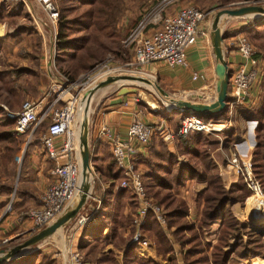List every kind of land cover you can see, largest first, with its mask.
Returning <instances> with one entry per match:
<instances>
[{
	"label": "trees",
	"instance_id": "trees-1",
	"mask_svg": "<svg viewBox=\"0 0 264 264\" xmlns=\"http://www.w3.org/2000/svg\"><path fill=\"white\" fill-rule=\"evenodd\" d=\"M235 2L238 1L218 0L221 7ZM55 5L59 13L55 63L64 76L72 80L80 72L90 70L101 51L126 59V53L120 51L125 34L117 27V14L122 10V0H57ZM0 6V18L5 12L7 16H15L25 11L21 3H3ZM26 18H29L27 13ZM129 30L126 34L131 31ZM244 32L262 52L264 60V21L250 24L244 28ZM259 89L262 98L259 108L254 112L257 122L254 130L256 145L252 151L251 165L252 172L264 192V66ZM226 113L223 112L221 118H224ZM1 116L3 118H0V145L5 147L6 158L10 160L18 146V134L11 129L15 128V123L5 120L0 109ZM162 116L166 123L177 130L178 119L185 115L164 111ZM200 119L209 121L219 118L203 116ZM234 135V131L223 134L225 145L235 141ZM178 139L176 152L171 153L161 143L162 140L154 136L148 155L138 157V162L146 167L142 174L146 193L156 199L166 213L164 227L159 224L153 213L147 212L145 223L140 228L141 234L154 244L156 257L162 259L165 264H179L173 247V244H177L182 264H228L234 254L243 258L258 256L264 259V226L251 229L232 212L234 202L243 205L249 197L250 193L243 179L238 178L234 185L225 188L216 159L207 150L210 143L205 134L192 132ZM155 147L159 150H155ZM177 156H184L187 162L179 165ZM92 163L102 177L101 168L95 164L94 157ZM105 176L104 183L108 186L103 192L102 202L97 209L90 211L94 220L81 230L75 250L83 255L84 261L91 264H160L140 259L137 255L138 246L132 241L133 237L122 236V230L132 222L131 216L124 213L125 208L127 205L136 206V201L129 189L119 188L124 176L114 161L107 165ZM190 180L207 185L205 191L198 196L204 201L203 218L208 222L218 220L221 225L217 241L213 245L210 236L207 241L204 237L203 229L208 230L209 226L202 223L200 227H196L188 218V207L174 195L177 188ZM232 239L234 242L230 244ZM109 245L112 250H107ZM243 250H247V253H242ZM4 264L57 263L41 250H36Z\"/></svg>",
	"mask_w": 264,
	"mask_h": 264
},
{
	"label": "built area",
	"instance_id": "built-area-1",
	"mask_svg": "<svg viewBox=\"0 0 264 264\" xmlns=\"http://www.w3.org/2000/svg\"><path fill=\"white\" fill-rule=\"evenodd\" d=\"M35 1L46 15L48 26L56 32L59 13L54 0ZM177 1L179 0H162L157 5L155 13L151 15L152 17H143L126 36L123 45L133 51L136 65L163 63L169 68L186 67L187 52L196 44L199 34H201L200 24L204 15L194 7H185L173 15L162 16V13H165ZM0 2L9 4L19 3L20 0H0ZM149 30L151 31L149 32ZM55 41L56 34L54 33V46ZM232 44L242 62L230 73L227 119L203 121L199 117L185 115L181 117L177 130H171L165 121L155 124L133 121L123 138L115 135L106 126L100 129L97 140L103 139L108 143L113 161L124 176L119 188L129 189L138 202L139 221L136 219L137 226L142 224L147 212L153 213L159 224L164 225L165 214L147 196L142 175L133 167L134 158L137 156L136 145L142 148L148 147L154 136L159 137L164 143L170 144L174 139L183 138L192 132L202 134L221 132L225 127L230 126L235 109L244 107L250 100L252 91L259 87L264 65L258 51L243 35L237 36ZM51 58L53 59V56ZM52 59L50 63L53 62ZM48 67L47 75L51 78L53 76V80L50 82L47 93L37 101L25 100L19 112L9 114V118L15 123V132L19 136L28 135L30 138L40 126L48 125L46 132L41 136V144L48 159L53 162V167L49 172L52 181L40 194L38 207L22 212L20 215L21 218L27 219L31 223V228L27 232L30 237L61 216L80 192L82 169L75 126L78 102L81 97L78 92L76 94L73 92L78 86L82 85L84 88L94 84L95 81L107 78L102 73L93 72L86 76L85 82H74L59 73L55 67L51 68L50 65ZM199 77L197 74H193L192 80L196 81ZM48 98L50 101L47 100ZM56 138H63L59 148L55 146ZM235 145H233V152L231 151L225 161L226 167L236 178L243 179L246 189L250 193L247 201L254 199L258 203L257 216L264 220L262 186L252 172L251 158L240 156ZM89 200L91 202L94 200L93 193L90 194L87 202ZM258 200L260 201L258 202ZM92 209L91 206L87 211H80L69 227L71 233L83 230L93 220L90 212ZM135 240H138V255L141 257L150 256L153 244L143 239L139 233L136 234ZM11 247L10 240H0V250H8ZM59 256L60 264H85L82 254L72 247L68 248L65 256L63 253H59Z\"/></svg>",
	"mask_w": 264,
	"mask_h": 264
},
{
	"label": "rangeland",
	"instance_id": "rangeland-1",
	"mask_svg": "<svg viewBox=\"0 0 264 264\" xmlns=\"http://www.w3.org/2000/svg\"><path fill=\"white\" fill-rule=\"evenodd\" d=\"M161 1L162 0H122V10L120 11V13L117 14V17H118V23H117L118 26L117 27L120 29V31L123 30L124 34H125V36H123L124 38L122 39V42L120 44V51L122 53L123 52L126 53V59L123 56H121V58H120L118 55L116 56V54L108 53V52L104 53L103 51H101L100 56L98 57L97 61L94 63L93 67L88 71L80 72L72 80L77 81V82H85L86 76L92 74L93 72L102 73L107 78H108V75H110L109 77H112L111 76L112 73L113 74L114 73H122L121 76H125V77L126 76H128V77H130V76H136L137 77L138 76L139 77L140 76V77H146L149 79L151 78L152 81H156L158 83V85L164 90V92H166L168 99H172L175 104H179V103H183L186 105L191 104L190 106L194 105L198 108L199 107L205 108V109H199L200 111L212 108L215 104L217 94H216V97L213 96L214 93L211 91L210 88H208L206 86L204 88L205 92L200 90V91H197L196 94L191 95V96H189L188 94H184V93L181 94V93H177V92H174L172 90H169L165 86L160 84L159 73L152 71V68L157 69L156 68L157 64L156 65L155 64L144 65V66L136 65V63L134 61L133 51L130 48L125 47L123 45V41L125 40V38L128 34V33L126 34V32H128L129 29L131 30V28L134 25H136L137 22L139 20H141L143 17L153 15L155 13L157 5ZM236 1H238V2L232 3L230 5H226L224 7L219 6L218 0H179V1L175 2V4H181L183 6L181 8L194 7L196 10L200 11L204 15V19L201 22V28H202L201 30H202L203 34L202 33L199 34L200 39L199 38L198 39L200 40V42H203V39L205 37L207 38L206 39L207 43H205L206 45L204 44L205 47H207V49H206L207 53L206 54H208L206 56V58H207L206 60L209 63L214 64L215 77L217 79H218L217 75L221 74V73L219 74V69H218L220 67L219 66L220 64L217 63L214 59V53H213V49H212L211 42H210V32H211V26H212L211 24H212V21H213L215 15L222 9L236 8V7L244 6V5H252V4L262 5L264 8V0H259V1H257V0H236ZM1 4H3V3L0 2V5ZM0 8H1V6H0ZM166 12L162 13V16L166 15ZM6 13L7 12H5L4 15H1V18H0V34H1V36H0V109L3 111L5 120H7L9 122H14L12 119L9 118V114L10 113L15 114V113L19 112L21 109V105L25 100L37 101V97H39V95H36V96L32 95V93L34 92L33 86L37 82H34V80L31 78V76H32L31 74L27 75L28 73H31V70L29 68H25L24 70H22L21 67L22 66L33 67L36 63L40 62L41 60L43 61L42 58H44V55L43 54L41 55L39 51H40V49L42 51V48H44V50H45V48L48 49L49 47H54L53 37H54V33L57 36V27H56V32H54L49 26H48L49 32H46V33L43 32L44 36L46 37L45 47H44V44H43L44 40L38 34L36 35V33L34 32V27L32 25V22L29 20V18H26L27 10L23 11L22 14L20 12L18 15H15V16H7ZM27 15H28V13H27ZM263 18L264 17H259V18H255V19L228 18L225 21H221V23H220V25L222 27V34L224 36L225 35L227 36L228 30L231 27L235 28L236 26H238V28H239L238 30H242L244 28H247V26H249L252 23L261 22V20ZM46 31H47V28H46ZM150 31L151 30H149V32ZM48 38H49V40H48ZM246 38L248 39V37H246ZM50 39H51V45L49 44ZM263 41H264V39H263ZM249 42L252 46L255 47V49L257 51L259 50L258 47L252 41L249 40ZM121 55H123V54H121ZM82 57L83 56H81V58ZM51 59L52 58L49 56V54L46 55L45 61H47V65H46L45 73L48 71V66L51 64L50 63ZM123 59H125V60H123ZM44 65H45V63H44ZM41 68H42V66H41ZM19 69L21 70L22 73H25L23 76L22 75L20 76L21 80L16 79L17 74L18 75L20 74ZM43 70H44V68H43ZM220 71L221 72L223 71V69L221 67H220ZM103 75H101V76H103ZM28 79L30 80V82H23L24 80H28ZM106 79L102 80L101 82L105 81ZM101 82H97V83L95 82L96 84L94 83V84H92L90 86H86L84 88H82L83 86L81 85V86H78L77 88L74 89L73 93L76 94L78 92L79 96L81 97L80 101L78 102V111H77V117H76L77 124L75 126L77 128V130H76L77 131V133H76L77 149H78V144H79V134H80V129H81L80 127H81V122H82V117H81L82 112H83L82 103H83L85 97L87 96V94L89 93V90L91 92L94 89V88H92V86L95 85V87H96L98 85V83H101ZM38 83L42 84L41 88L43 87L46 89V91H45V94H46L48 91V87L50 85V82H38ZM216 87L218 88V82H216ZM125 88L133 89V91L131 92V95L129 96L132 99V100H130V102H132L135 106H137L139 108V110L142 111L144 116H146L150 113V111H149L150 106L152 109L156 108L157 110H161L163 112L165 111L164 106L162 105V103L158 99V96L153 91L147 89L144 85H135V84L124 86V87L120 86L119 88H116V89L110 91L109 93H107L106 95L102 96L100 99H98L94 102L93 111L97 108V106L101 103V101L122 95L121 90L125 89ZM39 90H38V92L40 93ZM196 110H198V109H196ZM93 111H92V113H93ZM92 113H91V115H92ZM91 115H90L89 121L91 119ZM0 118H3V117L1 116ZM220 118L221 117H219V119ZM253 118H254L253 114H251L248 110L244 109L243 107L237 108V109H235V114L232 115V120H231L232 122H231L230 126L228 125V127H225V129H223L221 132L218 131V132H214V133L205 134V136L208 138L209 143H210V145H208V147H207V150H209L212 157H214V159H216V162L219 164L220 168L218 167V169H219V174H220L221 178H222L221 172L223 173V175H225V172H226L225 170L227 168L225 161H226L228 155H230L231 151L233 152V145L236 144L235 149L237 148V152H239L238 151V145H240V141L238 142V140L236 142L233 141L234 143L232 142L229 145L228 144L225 145V138H224L223 134L226 132L234 131V133H235L234 139L236 138V136L242 137V133L244 132V130L242 131L241 127H240L242 120L244 122H248V121L250 122V121H254ZM250 123H252V122H250ZM47 126H48L47 124H43L42 126H40L36 131H34L32 133L30 138H28V135L27 136L17 135L16 146L17 145L18 146H17L16 151H14V153L12 154L13 158L11 157L10 160H7V158H6L7 154H6L5 147L0 145V193L11 194V197H13L14 190L17 187L19 177H20L21 163H23L25 156L28 154V153H26V147L30 144H36L37 142L41 143V136L46 132ZM251 127H253L255 129L254 125H252ZM11 129L15 130V129H13V127ZM252 135L255 136L254 130L252 131ZM178 140L179 139L176 138L173 140L172 143H170L173 145L172 151L168 148L169 145H167L163 141L161 143L165 146V148L169 152L174 153V152H176V144H177ZM212 146H213V148H212ZM20 147H21V150H20ZM23 147H24L25 151L22 152ZM147 148H148V150H147L146 154L148 155L149 151L152 149V146H148ZM155 148H156L155 150H159L158 147H155ZM43 150L46 154V151L44 148H43ZM91 151L92 150H90V152ZM248 153H250V151H248L247 154ZM240 156L245 158V155H240ZM181 157L184 158V162L182 161ZM179 159L181 160V163L179 162ZM10 162H12V163H10ZM177 162L179 165L184 164L187 162V159L184 156H177ZM137 163H140V162H138V157H136L134 159L133 167L135 170L137 169L138 172L142 175L143 172L146 170V167L144 164H141L142 166L139 167L137 165ZM22 168H23V166H22ZM90 175L92 177L90 178L91 180H90L88 186L93 191V190H95V188L97 189V187L100 186V183L97 181V178L99 179L100 176L97 174L93 165L91 167V174ZM226 175L229 176L230 174H226ZM234 177H232V178H234ZM237 179L234 178L233 179L234 181H232L231 184L228 186L226 184H224L225 188L228 189L231 185H234L236 183ZM99 180H101V178ZM191 181L192 180H190L188 182H191ZM222 181H223V179H222ZM192 182H194L196 184L204 185L205 188L202 191L196 193L192 187V184L189 186V188L187 189V192H189V198H188L189 206H192L194 203L197 206V204L199 202L200 204H202V208H203L204 201L198 196V194L201 192H204L207 185L205 183H200L198 181H192ZM187 183L184 186L177 188L174 191V195L177 198H179L180 200H182L185 203V205L188 207L187 201L177 195V191L180 188H184L187 185ZM147 196H148V194H147ZM148 197L150 199H152V202L155 205L159 206L163 210V213L166 215L165 210L163 209L162 206L158 205L156 199H154L150 196H148ZM247 199L245 200L243 205H240L242 209H244ZM248 201H247L246 207L248 205ZM87 204H89V202H87ZM92 204L93 203L90 202V206H92ZM127 206L131 207L132 212L134 214L133 216H131L132 227L130 228V233L131 232L132 233L129 234L128 238L133 237L132 241L137 244L138 240H135V236L137 233H139L143 239L150 242V240H148L146 237H144L140 231V228L145 223V219L140 226H137V222L139 221V216H137L138 202L136 201V206H131V205H127ZM246 207H245V209H246ZM245 209H244V213L246 214ZM188 210H189V207H188ZM192 216H194V215H192ZM136 219L138 221H136ZM211 222L212 221L208 222L202 216L200 221L196 225L195 224L194 225L196 227L197 226L200 227L201 224L203 223L205 226H210ZM243 223H245V222H243ZM70 225H71V223L67 224L65 227H63L62 229H59L56 233H54L53 235L48 237L44 242H42L39 246H37L38 247L37 250H41L49 259L55 260L57 264H60L59 253H63V255L65 256L68 248L71 247V243H70L71 240H69L68 236H67L68 234H73V233H70V231H71L69 228ZM213 225H214V223H213ZM213 225H212V229H213ZM215 225L217 226V223ZM161 226L164 227L165 224L161 225ZM212 229L210 230L209 227H208V230H206L205 228L203 229L204 237H205L206 241L209 240V236L211 235L212 232H214V231H212ZM204 230H206V231H204ZM29 237L30 236L27 234L25 236H21L20 240L17 241V244H20V243L26 241ZM211 243H212V241H211ZM152 247L155 249L154 244L152 245ZM173 247H174V244H173ZM35 248L33 247V248H30V249L23 251L22 254H20L17 258H20L22 256H25V255H28V254L34 252L32 250H35ZM82 257H83V255H82ZM138 257L140 259H146V260H150L152 262H155L151 258V254H150V256H147V257H141L140 255H138ZM17 258H15V259H17ZM83 259H84V257H83ZM84 263L85 264H91V263H88L86 261H84Z\"/></svg>",
	"mask_w": 264,
	"mask_h": 264
},
{
	"label": "crops",
	"instance_id": "crops-1",
	"mask_svg": "<svg viewBox=\"0 0 264 264\" xmlns=\"http://www.w3.org/2000/svg\"><path fill=\"white\" fill-rule=\"evenodd\" d=\"M19 3L23 4L24 9L27 10L29 20L32 22V25L34 27V32L36 33V35L38 34L44 40L43 44L45 47L46 37L44 36L43 32L45 33L49 32L48 31L49 27H48L47 18L45 14H43V12L40 9V6L37 4L35 0H20ZM181 7H183L181 4H174L171 8L167 10L166 15L175 14L179 9H181ZM46 28H47V31H46ZM201 29L202 28L200 24V31L203 34ZM238 29H239L238 26H236L235 28L231 27L228 30V35L227 36L225 35V39L223 41L224 58L228 65V71L230 73L233 70H235L242 62L235 50L234 45L232 44L233 41L237 38V36L243 35L246 37L244 29L242 30H238ZM199 39H200V36H199ZM199 39L196 42V44L193 45L187 52L186 67L169 68L163 63H157V67H156L157 69L152 68V71L159 73L160 84H162L169 90H172L174 92L181 93V94L183 93L188 94L189 96H191V95L196 94L197 91H200L207 86L214 93L213 96L216 97L218 89L216 87L217 78L215 77V67H214V64H211L206 60L207 59L206 56L208 55L206 54L207 47H205L206 45L205 43H207L206 42L207 38L205 37L203 39V42H200ZM49 44L51 45V39L49 41ZM39 52L41 55L42 54L44 55V58H42L43 61L39 60L40 62L36 63L33 67H28V66L21 67L22 70H24L25 68H29L31 70V73H28L27 75L31 74L32 75L31 78L34 80V82H37L33 86L34 92L32 93V95L34 96L39 95V97H37V100L42 98L46 91L45 88L43 87L41 88L42 84L41 83L39 84L38 82H52L53 80V76L51 78V76L47 75V72L45 73L46 65H47V61H45L46 55L49 54L50 57L53 56V62H51L50 67L51 68L52 66L55 67L56 70L59 73H61L56 67V63H55V46L49 47L48 49L45 48V50L44 48H42V51L40 49ZM258 52H259L258 55L262 59V62L264 65L263 54L260 50H258ZM24 74L25 73H22L20 70V74L19 75L17 74L16 79L21 80L20 76L21 75L23 76ZM121 74L122 73H114V74L112 73L111 76L114 77V76L121 75ZM193 74H197L198 76H200L198 80L196 81L192 80ZM67 79L70 81H73L70 78H67ZM102 80L103 79L99 81H95V82H101ZM150 80L152 79L150 78ZM23 82H30V80L29 79L24 80ZM121 84H126V83L122 82ZM123 86H127V85H123ZM38 90L40 91V93L38 92ZM131 92H128V93L126 92L125 94L101 101V103L97 106V108L93 111L91 115V119L89 121V143H90V150H92L91 159H93L94 157L96 161L95 164H97V166L101 168V173L103 174V176L101 177L99 173H97L101 178V180H99L100 178L99 179L97 178V181L100 183V186H98L97 189L95 188V190L92 191V193H94L93 194L94 200H92V202L89 200L88 201L89 204H87L85 208L82 209V211H87L89 208H91L90 202L93 203L92 204V207L94 206L93 209L94 208L97 209L102 202L103 192L108 186L104 183V179L106 177L105 173H106L107 165L113 161V158H112L108 143L103 139L97 140V136H98L100 129L103 126H106L110 128L115 135L123 138L127 132L128 127L130 126L131 123H133V121H140V122H145L148 124H155V123H158L159 121H165L162 116L164 112L161 110H157L156 108L152 109L151 106L149 109L150 113L144 116L142 111H140L139 108L135 106L132 102H130V100H132L129 97L131 95ZM261 98H262V93L258 87L257 89H254L252 91L250 100L243 107L244 109L248 110L251 114H253V117H254V112L260 106ZM49 99L50 98H48L47 100L49 101ZM98 99H100V95L97 94L96 100ZM191 107L196 108L198 110L205 109L203 107L198 108L194 105ZM221 116H222V113L213 115L215 119ZM226 117H227V113L224 118ZM180 119L181 118H179L178 120L180 121ZM209 121H212V120H209ZM254 121H250L252 122L250 123L249 121L244 122L242 120L240 127H241V130L242 131L244 130L245 133L244 132L242 133V137L236 136L235 138V142L237 140L238 142L240 141V145H238L239 154L245 155L246 157H250V158L252 155L253 148L256 145L255 136L252 135L253 145H252V148L250 149L246 147L245 139L246 137H248L247 133L250 130V128H252V131L255 130L253 127H251L252 125H254V127L256 128L257 122L255 119ZM167 125L169 126L171 130H175L171 124L167 123ZM62 142H63V138H56L55 146L59 148ZM167 145H169L168 148L172 151L173 145L172 144H167ZM136 149H137L136 157L147 155L146 154L148 150L147 147L142 148L139 145H136ZM20 150H21V147H20ZM23 151H25L24 147L22 148V152ZM248 151H250V153L247 154ZM26 153L28 154L27 155L25 154L26 156L23 160V163H21L20 177H19L17 187L14 190L13 197H11V194L0 193V240L1 239L10 240V244H12L11 246H15L17 244V241L20 240L21 236H25L31 228V223L27 219L20 217L21 213L38 207V204H39L38 200H39L40 194L45 190V188L52 181V178L49 172L51 168L53 167V162L48 159L47 155L45 154L43 150L42 144L40 142H37L36 144L28 145L26 147ZM181 159L184 162V158L181 157ZM179 162L181 163L180 159H179ZM141 164L142 163H137L139 167L142 166ZM92 165L93 163L91 161V166ZM217 165L220 168L218 163ZM225 171H226L225 175H223L222 172H221V175H222L224 184L228 186L231 184L232 181H234L233 179L236 177H234L231 174L228 168H226ZM226 174H230V175L228 176ZM191 184L196 193L202 191L205 188L204 185L196 184L192 181L188 182L184 188H180L177 191V195L185 199L187 203H188V198H189V192H187V189L189 188ZM250 201L252 200L249 199L248 203ZM188 207H189L188 218L193 224L196 225L202 218L201 216L202 215V204L198 202L197 206L195 205V203L192 206H189V203H188ZM244 209H242L238 203L236 202L233 203V208H232L233 215L237 217L241 222H245L247 227L253 229V228L264 226V220L259 216L258 217L262 219V221L260 222H256V221L252 222L250 219H248L249 217L244 213ZM124 213L129 214L130 216L134 215L131 207L129 206H126ZM216 223H217V226L215 225ZM212 225H213V229H212ZM220 226L221 225L218 220L212 221L211 225L209 226V229L210 230L212 229V231H214L210 235L212 245L215 244V242L217 241ZM131 227H132V223L130 224V226L123 229L122 236L124 238H126L130 234ZM80 233L81 231L67 235L68 239L71 240L70 243L73 249L77 248V243H78ZM233 242H234V239L231 240L230 244ZM107 250H112V246L109 245L107 247ZM151 250H152L151 258L157 263L165 264V262H163L162 259L156 257L155 249L152 248ZM208 250H211V247H209ZM174 253H175L176 258L178 259V263L182 264L180 248L177 244H174ZM242 253H247V250H243ZM247 262H249V264H264V259L258 256L257 257L249 256L247 258H243L239 254H234L230 257L228 264H245Z\"/></svg>",
	"mask_w": 264,
	"mask_h": 264
},
{
	"label": "water",
	"instance_id": "water-1",
	"mask_svg": "<svg viewBox=\"0 0 264 264\" xmlns=\"http://www.w3.org/2000/svg\"><path fill=\"white\" fill-rule=\"evenodd\" d=\"M252 14H261L260 17H264V8L262 5H244L236 8H225L220 10L214 17L211 26L210 32V41L214 53V58L217 63H219L223 69L222 75L219 77L218 81V90L216 97V104L212 108L206 110H194L190 105L183 103L175 104L172 99H168L166 92L154 81L155 90L157 92L158 99L164 106L166 113H178L182 115H193L196 117L203 116H213L215 114H221L226 112L228 109V93H229V79L230 72L228 71V65L224 58L223 52V41L225 36L222 34V27L220 25L223 17L233 18V19H245L248 15ZM247 19V18H246ZM264 21V18L261 22ZM122 79H127L131 81H137L136 77H122ZM117 80L116 77H108L105 81L98 83L97 88H103L113 84ZM131 92V88H125L121 90V94L126 92ZM79 134V155L81 158V175L85 179L86 174H91V152H90V143H89V116L82 119L81 127ZM92 189L82 183L80 192L74 202L69 205L52 224L45 227L37 234L29 237L26 241L12 246L8 250H0V264H4L8 261H11L17 258L24 250L35 248L36 251L42 242H44L48 237L56 233L59 229H62L67 224L72 223L74 219L78 216L82 208L85 206ZM252 222H260L262 219L257 217L255 220L250 219Z\"/></svg>",
	"mask_w": 264,
	"mask_h": 264
},
{
	"label": "bare ground",
	"instance_id": "bare-ground-1",
	"mask_svg": "<svg viewBox=\"0 0 264 264\" xmlns=\"http://www.w3.org/2000/svg\"><path fill=\"white\" fill-rule=\"evenodd\" d=\"M260 16H261V14H252V15H248L246 18L255 19V18H259ZM225 20H226V17H223V19L221 21H225ZM219 66L221 67V65H219ZM220 67L218 68L219 69V74L220 73L222 74L223 71L222 72L220 71ZM221 74L217 75V77H218L217 80L218 81H219V77L221 76ZM114 77H116L117 80L113 84H111L109 86H106V87H103V88H97V86L95 87V85L92 86V88H94V89L93 90L91 89L92 90L91 92L89 90V93L87 94V96L85 97V99H84V101L82 103V110H83L82 116H81L82 119L85 118V117L87 118L88 116L90 118V115H91V113L93 111V104L96 101L97 94L100 95V98H101L102 96L106 95L110 91H112V90H114L116 88H119L120 86L124 87L123 85H127V86L128 85H133V84H135V85H144V86H146L147 89L153 91L157 95V92L155 90V85H154L155 83H154V81L150 80L149 78L140 77V76L139 77L138 76L137 77L136 76H132V77H136L138 79H137V81H131V80H127V79H122V77H125V76H121V75H117V76H114ZM126 77H128V76H126ZM122 82H124L126 84H121ZM215 104H216V101H215ZM215 104H214V106H215ZM193 109L196 110V108H193ZM252 145H253L252 128H250V130L248 131V137L246 138V147L250 149L252 147ZM80 162H81V160H80ZM91 177L92 176L90 175V173H87L85 179L82 178L81 183H84L86 185L89 184V182L91 180L90 179ZM259 201L260 200H258V202ZM257 206H258V203L255 202L254 199L248 203L245 211H246V215L249 217V219L252 218L253 220H255L258 217L257 216L258 215V207Z\"/></svg>",
	"mask_w": 264,
	"mask_h": 264
}]
</instances>
